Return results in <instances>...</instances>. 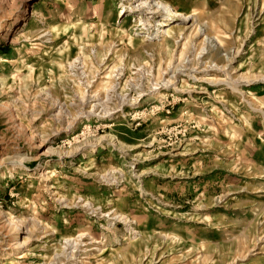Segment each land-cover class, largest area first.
Returning <instances> with one entry per match:
<instances>
[{
  "label": "rangeland",
  "instance_id": "1",
  "mask_svg": "<svg viewBox=\"0 0 264 264\" xmlns=\"http://www.w3.org/2000/svg\"><path fill=\"white\" fill-rule=\"evenodd\" d=\"M162 1L0 0V264H264V0Z\"/></svg>",
  "mask_w": 264,
  "mask_h": 264
},
{
  "label": "bare ground",
  "instance_id": "2",
  "mask_svg": "<svg viewBox=\"0 0 264 264\" xmlns=\"http://www.w3.org/2000/svg\"><path fill=\"white\" fill-rule=\"evenodd\" d=\"M130 9L133 10L134 12L135 11L138 12L139 17L144 18V19L139 18V20H138L140 22V24L145 27V29L143 30L144 37L148 36V39H151V38L152 39H155V38L159 39V38H161L162 40H159V41H161L160 43L164 42L167 38L171 39L173 37V32H172L173 30H170L168 28H164V26L169 24V21L172 22V21H176V20L179 21L180 20V24L177 26L178 27L177 30L181 33L187 29H190L188 31V32H190L192 29L195 28L196 31L203 34V33H205V30H206V27L204 26V24H202L197 19L196 13H194V12L193 13H191V12L190 13H183L181 11L173 9V7L171 5L165 3L162 0H137V3L132 5V8H130ZM64 26L65 25L62 24L63 30H66L68 28H72V27H70L71 24H66V26H68L66 28H64ZM54 27L56 28V26H54ZM54 30L55 29L53 28V29L47 30L46 32L44 31V33H45L44 35L46 36V34H48V32H53ZM3 36H5V32L0 34V37H3ZM205 39H206V42L209 44V46H211L213 49H215V50L219 49V47H218L219 43L215 37H213V36H211L210 38L205 37ZM68 141H67V143H68ZM19 244L22 245L23 242H20ZM23 256H24V254L19 253L16 256V258L20 259V258H23ZM12 258H13V256H12ZM7 262L9 264L12 263L11 260L7 261Z\"/></svg>",
  "mask_w": 264,
  "mask_h": 264
}]
</instances>
